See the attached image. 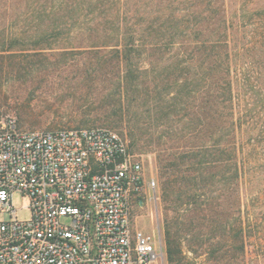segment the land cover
I'll use <instances>...</instances> for the list:
<instances>
[{"label": "trees", "instance_id": "obj_1", "mask_svg": "<svg viewBox=\"0 0 264 264\" xmlns=\"http://www.w3.org/2000/svg\"><path fill=\"white\" fill-rule=\"evenodd\" d=\"M232 33L226 0H0V93L25 61L86 57L68 86L93 100L77 108V128H116L131 151L154 156L168 264H188V253L247 264L263 213L244 211L243 185L264 156V73L248 79L255 103L242 107ZM12 112L20 129L43 126L3 98L0 121Z\"/></svg>", "mask_w": 264, "mask_h": 264}, {"label": "built area", "instance_id": "obj_2", "mask_svg": "<svg viewBox=\"0 0 264 264\" xmlns=\"http://www.w3.org/2000/svg\"><path fill=\"white\" fill-rule=\"evenodd\" d=\"M158 181L115 130L0 128V264H156L164 236L134 212L157 202ZM29 210L20 219L14 196ZM7 214L8 220L2 215Z\"/></svg>", "mask_w": 264, "mask_h": 264}, {"label": "rangeland", "instance_id": "obj_3", "mask_svg": "<svg viewBox=\"0 0 264 264\" xmlns=\"http://www.w3.org/2000/svg\"><path fill=\"white\" fill-rule=\"evenodd\" d=\"M226 1L229 19L233 25L231 48L234 57L235 90L240 94L243 101L241 106L248 107L255 103V96H250L251 85L248 86V79L250 77H258L257 72H260V70L264 73V16L261 21V16L257 15L258 11H264V0ZM48 58L50 60L44 63V66L33 65L34 63L30 65L27 61L23 62L25 67L29 66L27 70L23 71L24 75L7 69L6 72H12L11 75L7 73L2 76L0 105L3 103V98H5L7 103L12 106V109L22 106L33 111L43 122V126L37 128V130L77 128L81 117V113L78 112L77 108L81 105L90 104L93 100L86 99L77 93H70L68 86L75 84L77 80L75 75L84 68L86 57ZM7 65H10V63H7ZM263 76L261 86L264 88ZM246 91L248 95H246ZM240 109L239 107V113ZM13 113L15 112L2 118L0 128L1 123L7 118L16 119L18 124V118ZM108 128L115 130L122 136L120 130L112 127ZM247 132L244 128L240 136L243 139H247L249 135ZM124 140L126 139L124 138ZM135 152L131 151L144 162L146 175L149 178H156L159 185L157 202L145 200L143 207L137 206L134 212L137 226L149 233H155L159 228L163 231L160 183L155 168L154 156L150 153L141 154L140 151ZM261 164H264V156L254 161L250 174L243 185L244 211L246 212L250 209L258 214L263 210L257 220L254 218L253 231L247 239V264H264V169L260 168ZM13 202L14 207L18 209L19 218L30 219V211L21 209L26 204L22 196L16 194ZM1 218L8 220L9 216L4 214ZM187 256L189 258L188 264L206 263L205 256L198 259L192 253H188ZM156 264H168L167 258H165V262L159 261Z\"/></svg>", "mask_w": 264, "mask_h": 264}]
</instances>
